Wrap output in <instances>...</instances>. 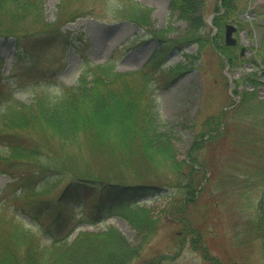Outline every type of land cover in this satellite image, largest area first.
Returning <instances> with one entry per match:
<instances>
[{"label":"rangeland","instance_id":"obj_1","mask_svg":"<svg viewBox=\"0 0 264 264\" xmlns=\"http://www.w3.org/2000/svg\"><path fill=\"white\" fill-rule=\"evenodd\" d=\"M34 1L37 14H25L14 3L0 6V72L17 100L31 103L33 95L41 92H35V84L44 78L56 82L57 91L61 83L73 85L80 72L91 63L111 62L118 72L140 69L167 37L181 41L185 47L169 50L160 65L163 71L156 70L151 83V102L154 112L175 126V158L186 159L196 136L223 124L220 122L216 126L217 120L214 124L208 121L205 124V120H213L212 116H218L225 106L236 104V108L225 113V125L218 129V135L211 141L213 145L209 146L210 141L200 143L196 152L199 161L211 166L206 176L213 171L214 177L205 187L207 192L192 201L174 194L146 197L136 206L142 213L146 212L145 215L161 216V225L140 259L130 264H140L145 257L155 256L159 257L156 264H264V230L258 233L253 227L257 220V204L264 196V104L257 101L258 96L264 98V85L258 83L251 91L244 86L249 83L246 78L255 77V74L264 82L260 72L264 68V0H232L233 10L224 12L225 0H130L143 9V15L126 18L115 17L107 0H71L69 9L81 8L86 13L64 25L72 31L69 34L72 45L63 52L61 42L68 34H43L39 42L29 34L27 39L30 38L35 44L33 47L37 48L30 53L33 62L18 63L15 62V54L20 49L17 36L31 31L35 16L37 25L58 26L55 19L60 0ZM130 1L126 0L127 6L131 5ZM185 3H191L190 10L185 11ZM12 8L16 19L25 25L15 34L12 32L16 29L10 27L14 19L8 12ZM249 11L256 17L247 13ZM230 20L237 23L239 30L243 28L247 32L249 52L237 57L235 63H227L225 59L228 60L227 54L237 55L244 33H237L238 43L234 47L224 45L220 41V38L223 41L222 27ZM62 53L65 57L60 65L46 64L47 60H56ZM246 65L253 66L248 68ZM178 67L182 69L181 73L175 77L166 76L171 73L168 70L173 73ZM245 93H251L254 98L241 103L239 96ZM80 144L83 145V141L65 138H54L49 143L54 152L65 148L73 151L78 145L83 148ZM46 151L53 153L48 148ZM79 159L95 164L86 151ZM155 160L168 162L163 155L156 156ZM30 162L25 169L29 176L35 174V177L27 186L35 187L30 191L34 195L20 197L17 203L25 206L30 198L50 199L49 204L44 203L35 210L38 222L20 214L27 221L24 226L40 234L43 243L48 244L56 237L69 243L79 230L94 232L109 226L119 231L130 243L128 246L142 240L144 235H137L127 216L115 211L90 224L84 212L79 211L71 218L74 210L68 206L64 211L68 215L64 226L46 229L53 226L50 224L52 207L64 181L47 187L46 184H54L61 176H52L44 184L42 176H37L39 170L32 165L35 163ZM15 178L0 173V195ZM87 199L91 202L107 200V197L94 194ZM14 204L11 201L7 210H12ZM79 204V200H73V206ZM191 228L196 229L195 234L188 232ZM195 235L194 240L200 239L201 245L193 246L190 242ZM203 247L207 250L206 256L202 254Z\"/></svg>","mask_w":264,"mask_h":264},{"label":"trees","instance_id":"obj_2","mask_svg":"<svg viewBox=\"0 0 264 264\" xmlns=\"http://www.w3.org/2000/svg\"><path fill=\"white\" fill-rule=\"evenodd\" d=\"M70 1L60 0L57 27L37 25V16L34 17L32 24L37 27L18 35L21 54H30L37 49L31 39H27L29 34H33L36 42L41 41L43 34H67L60 26L84 13L81 8L69 9ZM107 1L111 3L115 17L143 15V9L130 0V6H127L126 0ZM13 3L25 14H37L34 0H0V6H11ZM185 4V11L190 10L191 3ZM225 7L230 10L232 0H225ZM8 12L14 19L10 27L16 29L12 32L15 34L25 25L16 19L13 8ZM180 44L181 41L175 38L165 37L149 64L141 69L118 72L112 63L94 65L90 69V77H87L89 72H83L73 85H61L57 91L52 90L51 85L48 89L47 83V90L34 94L31 103L16 100L5 106L0 113V173H7L16 180L10 182L0 195V264H130L140 259L161 225V216H148L136 208L140 205V197L174 194L192 201L207 192L205 187L214 177L213 171L206 176L211 166L199 161L196 152L200 143L210 141L211 147V141L223 125L196 136L187 159L175 158V126L162 120L152 108L153 75L156 70L163 71L160 69L161 61L173 46L179 47ZM227 56L230 63H235L236 55L230 53ZM175 70L174 75L181 72L180 67ZM172 75L166 74L168 77ZM251 98H254L251 93H245L240 102ZM259 102L264 103L263 100ZM239 107L240 104L237 109ZM228 111L212 116L213 120L207 119L204 123L214 124L216 120V126L224 123V115ZM54 138L72 139L73 142L81 140L83 148L78 145L73 151L65 148L54 152L49 145ZM46 148L53 153H48ZM85 151L95 164L79 159ZM160 155L168 162L156 161L155 157ZM30 161L35 163L32 165L39 170L37 176H42L44 184L52 176H61L54 184H46L47 187L52 188L64 181L52 207L50 224L53 226L46 229L64 226L68 206L74 210L71 218L79 211L84 212L90 223L115 211L127 216L137 235H144L142 240L128 246L130 243L119 231L109 226L101 231H80L69 243L59 237L50 239L48 244L43 243L40 234L24 226L27 221L20 214L36 223L38 216L35 210L44 203L49 204L50 199L30 198L25 206H18L17 203L20 197L34 195L30 191H34L35 187L27 184L35 174L29 176L25 169ZM23 182L26 185H22ZM94 194L106 196L107 200L88 202L87 197ZM73 200H79L80 204L73 206ZM11 201L16 205L7 210ZM257 211L253 227L260 233L264 230V196L257 204ZM188 232L195 234L196 229L191 228ZM195 237L190 240L192 245H201L200 239L197 238L196 243ZM262 247L264 253V232ZM202 254H207L204 247ZM158 259V256L145 257L140 264H156Z\"/></svg>","mask_w":264,"mask_h":264},{"label":"flooded vegetation","instance_id":"obj_3","mask_svg":"<svg viewBox=\"0 0 264 264\" xmlns=\"http://www.w3.org/2000/svg\"><path fill=\"white\" fill-rule=\"evenodd\" d=\"M239 51H240L241 53H243V52H244V49H242V50H241V49H239Z\"/></svg>","mask_w":264,"mask_h":264},{"label":"water","instance_id":"obj_4","mask_svg":"<svg viewBox=\"0 0 264 264\" xmlns=\"http://www.w3.org/2000/svg\"><path fill=\"white\" fill-rule=\"evenodd\" d=\"M228 33V32H227Z\"/></svg>","mask_w":264,"mask_h":264}]
</instances>
